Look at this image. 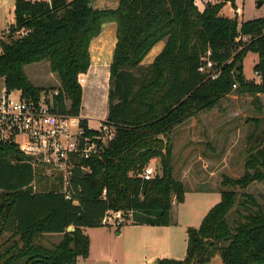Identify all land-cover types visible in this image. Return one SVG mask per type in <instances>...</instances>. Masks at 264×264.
Listing matches in <instances>:
<instances>
[{
    "label": "trees",
    "instance_id": "1",
    "mask_svg": "<svg viewBox=\"0 0 264 264\" xmlns=\"http://www.w3.org/2000/svg\"><path fill=\"white\" fill-rule=\"evenodd\" d=\"M226 3L234 5L235 0L208 3L203 12L196 0H16L12 34L0 53V78L10 91L36 99L48 91L30 82L25 67L48 62L60 81L53 111L78 117L86 138L105 133L81 118L78 79L91 67L90 46L105 23L116 24L117 42L104 122L111 139L98 141L99 157L80 160L74 170L78 204L67 201L15 145L0 142V264H78L90 254L84 229L103 227L108 212L123 213L125 223L118 232L129 222L173 224L172 210L184 202L187 189L174 176L169 136L217 108L232 92L256 98L264 94V17L239 23L220 15ZM162 41L163 51L144 65ZM209 51L221 68L217 80L198 72ZM249 53L258 55L254 72L262 77L260 83L244 76ZM251 151L243 177L224 176L221 201L198 228H188L186 257L163 258L158 264H209L216 255L223 264H264V207L253 195L240 192L264 182V144ZM158 160L156 177L145 181V168ZM233 212L237 218L232 219ZM54 235L62 236L58 244H41L42 238Z\"/></svg>",
    "mask_w": 264,
    "mask_h": 264
},
{
    "label": "rangeland",
    "instance_id": "2",
    "mask_svg": "<svg viewBox=\"0 0 264 264\" xmlns=\"http://www.w3.org/2000/svg\"><path fill=\"white\" fill-rule=\"evenodd\" d=\"M220 1L215 0V3ZM13 4L11 0H0V35L4 32L7 22L13 20L14 11H11ZM221 14L230 19H237L239 23L260 19L264 17V0H235L234 5L226 3ZM116 42V24L105 23L101 35L94 39L90 46L89 75H95L96 79L79 76V79L83 78L86 82L84 87L81 85L83 88L81 118L87 116L88 124L94 130L104 127L107 120L109 92L107 73ZM164 43L165 41L158 43L152 51ZM163 49L155 56H151V51L143 64H152ZM257 63L258 55L254 53H249L244 60L245 78L256 83L258 81L254 67ZM25 73L34 86L48 92L58 90L60 87L59 78L57 74L51 72L48 62L28 65L25 67ZM263 109L264 105L259 103L255 96L232 92L217 108L200 113L197 118H192L176 128L169 136V141L173 145L174 176L182 181L187 189L184 202L175 204L174 212L171 214V218L178 217V225L175 227L177 230L185 229L184 225H194L197 228L200 226L205 215L221 201V183L224 176L232 179L243 177L245 163L251 155V150H260L264 144ZM258 120L260 122H257ZM148 167L155 169L156 177L160 168L159 160L151 162ZM36 169H43L46 178H49L61 192L64 191V181L58 174L40 166ZM49 187L51 185H48ZM240 192L253 195L264 207V182H254ZM239 210L242 212V209ZM233 218H237L234 212ZM106 228L114 232L112 240L111 236L104 233L105 231L88 230L87 235L93 240L92 249L90 248L89 257L81 258L79 264H128L125 245L116 237L117 228ZM61 239V235L46 236L40 242L46 247H52ZM112 253L115 255L111 256ZM133 261H136L135 256Z\"/></svg>",
    "mask_w": 264,
    "mask_h": 264
},
{
    "label": "built area",
    "instance_id": "3",
    "mask_svg": "<svg viewBox=\"0 0 264 264\" xmlns=\"http://www.w3.org/2000/svg\"><path fill=\"white\" fill-rule=\"evenodd\" d=\"M10 25L0 35V53L3 43L12 34ZM27 33L19 34L25 36ZM210 56L209 51L198 72L207 80H217L221 68L213 63ZM256 76L262 82V77ZM79 84L83 86L85 79H79ZM58 94L59 90H52L36 99L23 98L20 92L10 91L4 79L0 78V142L15 145L34 168L40 166L58 174L64 181L62 193L65 199L78 204L79 190L73 189L71 181L74 170L80 167V160L99 157L101 145L98 141L105 144L111 136L107 135L108 129L104 126L98 131L105 136L86 138L78 117L53 111ZM141 177L151 181L155 178V169L145 168ZM101 223L103 227L119 228L125 223V217L122 212H108Z\"/></svg>",
    "mask_w": 264,
    "mask_h": 264
},
{
    "label": "crops",
    "instance_id": "4",
    "mask_svg": "<svg viewBox=\"0 0 264 264\" xmlns=\"http://www.w3.org/2000/svg\"><path fill=\"white\" fill-rule=\"evenodd\" d=\"M11 2H14L11 11L12 10L15 11L16 0H11ZM208 3L216 4L215 0H196V5L201 12L204 11ZM220 15L222 14L220 13ZM14 22H15V14L13 15V20L7 22L6 27L10 24H13ZM158 47L160 49L159 50L160 52L165 47V43L160 44ZM90 71L91 70H89L88 74H85L84 76L85 77L90 76V78L95 80L96 76L89 75ZM107 80H108L107 85L109 89V72L107 73ZM257 81H258L257 83H260L258 77H257ZM84 86L85 84L83 85V87ZM257 98L259 100V103H262V105H264V94L257 95ZM84 118L89 120L87 116H84ZM173 212L174 209L172 210V214ZM172 222L173 224L171 226H166V227L133 225L131 224V222H129L128 224L124 225L119 232L117 231L118 228L115 229V233H117L116 237L120 238V240H122L125 245L124 251L126 252L127 255L126 263L158 264L157 263L158 260L163 258L176 259V260L184 259L186 257V250H187V237H188L187 230L188 228H194V227L197 228V226L184 225V227L186 228L179 231L175 228L178 225V217L176 219L175 217H173ZM88 230L98 231V232L105 231L104 233L106 235L111 236V240L114 238L113 236L114 232L112 231V229H107L106 227L95 228V229L85 228L84 232L86 235L88 234ZM92 242L93 240L90 239V248L92 246L91 245ZM117 250L118 249H116V251ZM112 255L115 254L112 253L111 256ZM134 256L136 261H133ZM80 259L81 258L78 259V264L80 262ZM209 264H223V261L219 255H216Z\"/></svg>",
    "mask_w": 264,
    "mask_h": 264
},
{
    "label": "water",
    "instance_id": "5",
    "mask_svg": "<svg viewBox=\"0 0 264 264\" xmlns=\"http://www.w3.org/2000/svg\"><path fill=\"white\" fill-rule=\"evenodd\" d=\"M260 5H261V4H260ZM73 230H74L73 227H70V228L68 229L69 232H72Z\"/></svg>",
    "mask_w": 264,
    "mask_h": 264
}]
</instances>
